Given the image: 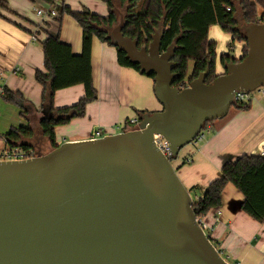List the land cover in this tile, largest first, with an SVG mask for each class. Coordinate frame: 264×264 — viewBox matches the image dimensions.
I'll return each instance as SVG.
<instances>
[{
  "label": "water",
  "instance_id": "95a60500",
  "mask_svg": "<svg viewBox=\"0 0 264 264\" xmlns=\"http://www.w3.org/2000/svg\"><path fill=\"white\" fill-rule=\"evenodd\" d=\"M110 31L114 46L146 74L162 110L137 129L67 141L22 160L0 159V264H230L207 234L173 159L209 121L224 118L235 93L264 87V21L243 25L248 53L206 83L174 82L176 44L161 51L163 28L149 47ZM44 116L53 117L43 109ZM169 142L168 158L156 145Z\"/></svg>",
  "mask_w": 264,
  "mask_h": 264
},
{
  "label": "crops",
  "instance_id": "0c3cea01",
  "mask_svg": "<svg viewBox=\"0 0 264 264\" xmlns=\"http://www.w3.org/2000/svg\"><path fill=\"white\" fill-rule=\"evenodd\" d=\"M61 1L76 11L87 8L94 13L108 14L103 0ZM42 3L45 6L38 5L37 0H8V7L0 8V151L8 147L5 134L20 125L36 130L34 144H39V149L44 148L43 144L52 149L39 127L44 116L43 87L35 73L45 70L42 41L47 33H59L60 39L69 43L74 53L82 51L80 25L67 14L62 16L60 23L58 12L56 16L40 17L35 8L49 7ZM213 27L219 26H211L209 35L212 29L217 31ZM34 33L37 40H32ZM226 38L231 39L230 35ZM241 53L240 49L236 57ZM217 71H224L219 60ZM92 75L97 99L87 104L83 116L55 127L57 145L89 139L99 128L112 129L128 118L138 117L136 110H162L155 95L154 79L133 67L120 65L117 48L97 37L92 42ZM6 89L23 94L24 108L4 98ZM84 94L82 84L60 89L54 94V106L73 105ZM259 95L261 97L253 96L251 109L231 107L232 114L228 112L224 118L212 121L203 137L184 146L172 160L189 191L195 187L194 192H190L192 197L194 193L197 198L203 195L207 186L221 175L226 161L246 153L264 155V94ZM243 199L244 195L228 183L223 191L222 205L211 209L201 221L230 264H264V221L242 210Z\"/></svg>",
  "mask_w": 264,
  "mask_h": 264
},
{
  "label": "trees",
  "instance_id": "16d2710c",
  "mask_svg": "<svg viewBox=\"0 0 264 264\" xmlns=\"http://www.w3.org/2000/svg\"><path fill=\"white\" fill-rule=\"evenodd\" d=\"M40 1L60 13V17L56 18L60 23L62 16L67 14L82 28V51L79 54L73 52L69 43L60 39L59 33H47L42 41L45 70H37L35 78L43 87L42 109L52 113L53 117L43 116L39 127L51 148L57 146L55 127L68 123L72 118L83 116L87 104L97 99L98 93L92 75V42L97 37L114 45L110 31L119 23L121 13L125 20L124 35L137 39L139 47L148 48L159 27L163 28L161 51L176 44L173 59L177 62L175 72L181 77L174 85L181 89L207 69L210 72L206 83H212L219 74L226 72V64L246 57L248 43L239 16L244 25L264 21V0H103L108 6L107 15L94 13L87 8L76 11L61 0ZM259 6L263 7V13L258 16ZM7 7L8 0H0V8ZM213 25H218L231 37L229 50L219 56L224 70L222 73L217 71V42L209 37L210 27ZM236 40L242 44L239 57L231 55L230 52ZM117 57L120 65L133 67L146 74L119 48ZM190 62L193 63V69L188 74ZM146 75L154 79V73ZM78 84L84 86V96L73 105L56 108V91ZM4 98L23 108L26 103L20 91L6 89ZM251 106V102H248L235 103L233 107L249 110ZM136 113L141 118L146 111L136 110ZM210 122L212 121L206 123L203 130ZM35 136L36 130L31 126L12 127L5 134L6 145L34 149ZM228 183H232L244 195L242 210L256 220L264 221V155L248 153L226 161L221 175L207 186L201 197H195L194 193L193 208L197 218L202 220L211 209L222 205L223 191ZM194 189L195 187L191 188V191L194 192ZM208 235L213 241L210 234Z\"/></svg>",
  "mask_w": 264,
  "mask_h": 264
},
{
  "label": "built area",
  "instance_id": "2783aa9c",
  "mask_svg": "<svg viewBox=\"0 0 264 264\" xmlns=\"http://www.w3.org/2000/svg\"><path fill=\"white\" fill-rule=\"evenodd\" d=\"M229 10V8H228ZM35 11L37 15H39L42 18H47L51 16H56L57 11L49 5L47 8H35ZM32 40H37V35L34 33L32 35ZM260 93L264 94V87L259 88ZM2 91L0 90V93ZM253 99V96L251 95V92H246V91H238L235 93V103H248L251 102ZM140 124V118L138 117H131L128 118L127 120H124L120 122L117 126H114L110 130H105L103 128L96 129L91 137L89 139L95 140L98 138H102L106 135L110 134H116L119 132H126L130 130L137 129ZM204 131V130H203ZM203 131L200 133L199 137H203ZM155 143L156 145L160 148V150L168 157H172V152L170 150L169 142L166 140L165 137L162 135L156 134L155 135ZM37 155V152L35 149H24L21 147H5L0 151V159L1 160H22V159H27L30 157H33ZM201 224L202 221L200 220ZM203 225V224H202Z\"/></svg>",
  "mask_w": 264,
  "mask_h": 264
},
{
  "label": "rangeland",
  "instance_id": "374dc122",
  "mask_svg": "<svg viewBox=\"0 0 264 264\" xmlns=\"http://www.w3.org/2000/svg\"><path fill=\"white\" fill-rule=\"evenodd\" d=\"M37 4L38 5H43V6H45L41 1H39V0H37ZM46 6H47V4H46ZM33 8V7H32ZM263 13V7L261 6H259V8H258V16L259 15H261ZM239 16V15H238ZM37 18H38V16H36ZM238 19H239V21H240V25L241 26H243L244 25V23H243V21L240 19V16L238 17ZM51 20H54V19H51ZM59 23V22H58ZM213 28H216L217 29V31H214V29H212L211 30V32H210V35H209V37H211L212 39H214L216 42H217V46H218V48H217V51H218V56H217V60H219V56H220V54L222 53V52H226V51H228L229 50V45H228V42L229 41H231V39H229V40H227V38H226V36L228 35L222 28H220V27H213ZM245 31V30H244ZM240 49H241V43L240 42H238L237 40L235 41V43L232 45V47H231V55H233V56H237L238 55V53H239V51H240ZM192 69H193V63L192 62H190L189 63V67H188V74H190L191 73V71H192ZM260 94V89H256V90H254V91H252L251 92V95L252 96H257V97H261V95H259ZM262 94V93H261ZM233 113V108H231L230 109V111H229V114H232ZM26 124V123H25ZM211 124V122L208 124V125H210ZM207 125V126H208ZM103 129H105V130H110L109 128H103ZM204 132V131H203ZM43 147L44 148H41V149H39V144H34V149H35V151H39V152H42V153H47L48 151H50L51 149H48V148H45V146H44V144H43Z\"/></svg>",
  "mask_w": 264,
  "mask_h": 264
}]
</instances>
